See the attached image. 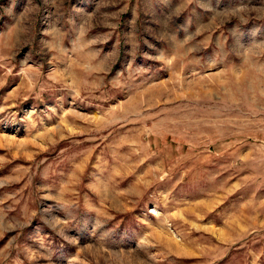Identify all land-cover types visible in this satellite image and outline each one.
I'll return each instance as SVG.
<instances>
[{"label": "rangeland", "instance_id": "374dc122", "mask_svg": "<svg viewBox=\"0 0 264 264\" xmlns=\"http://www.w3.org/2000/svg\"><path fill=\"white\" fill-rule=\"evenodd\" d=\"M0 264H264V0H0Z\"/></svg>", "mask_w": 264, "mask_h": 264}]
</instances>
